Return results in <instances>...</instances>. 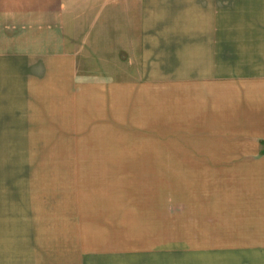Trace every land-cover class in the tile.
Instances as JSON below:
<instances>
[{
  "label": "crops",
  "instance_id": "0c3cea01",
  "mask_svg": "<svg viewBox=\"0 0 264 264\" xmlns=\"http://www.w3.org/2000/svg\"><path fill=\"white\" fill-rule=\"evenodd\" d=\"M159 126L168 166L184 170L177 250L193 264H264V0H0L1 158H54L58 175V142L153 143ZM70 156L91 172V152ZM80 242L79 264L158 258L87 256Z\"/></svg>",
  "mask_w": 264,
  "mask_h": 264
},
{
  "label": "rangeland",
  "instance_id": "374dc122",
  "mask_svg": "<svg viewBox=\"0 0 264 264\" xmlns=\"http://www.w3.org/2000/svg\"><path fill=\"white\" fill-rule=\"evenodd\" d=\"M134 135L115 134L112 141L83 144L58 142V175L53 172L54 158L41 160L40 168L37 158L0 157V264H41L38 257L48 256L63 264H79L82 240L87 246L80 252L87 256L129 246L155 249L158 264H193L177 250L184 238V170L180 159L167 164L171 159L166 127H158L159 141L153 143L122 140ZM77 150L92 153L91 172L77 168L74 162L81 160L70 156ZM140 155L152 157L157 170L154 162L142 170L132 166ZM84 217L88 224L92 217L93 224L85 227L88 235ZM92 258L95 264L103 262Z\"/></svg>",
  "mask_w": 264,
  "mask_h": 264
}]
</instances>
